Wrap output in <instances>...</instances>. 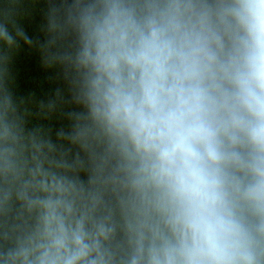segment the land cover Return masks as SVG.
I'll return each instance as SVG.
<instances>
[{
    "label": "clouds",
    "instance_id": "9594fccd",
    "mask_svg": "<svg viewBox=\"0 0 264 264\" xmlns=\"http://www.w3.org/2000/svg\"><path fill=\"white\" fill-rule=\"evenodd\" d=\"M62 6L89 116L139 160L162 203L171 235L149 264H256L255 234H264V0ZM92 250L82 227L61 221L40 264H94Z\"/></svg>",
    "mask_w": 264,
    "mask_h": 264
},
{
    "label": "trees",
    "instance_id": "16d2710c",
    "mask_svg": "<svg viewBox=\"0 0 264 264\" xmlns=\"http://www.w3.org/2000/svg\"><path fill=\"white\" fill-rule=\"evenodd\" d=\"M65 3L0 0V264H40L61 221L82 227L94 264H149L167 218L139 160L88 114ZM254 252L264 264V234Z\"/></svg>",
    "mask_w": 264,
    "mask_h": 264
}]
</instances>
